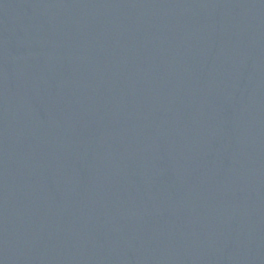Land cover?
Instances as JSON below:
<instances>
[{
  "label": "water",
  "instance_id": "95a60500",
  "mask_svg": "<svg viewBox=\"0 0 264 264\" xmlns=\"http://www.w3.org/2000/svg\"><path fill=\"white\" fill-rule=\"evenodd\" d=\"M0 264H264V0H0Z\"/></svg>",
  "mask_w": 264,
  "mask_h": 264
}]
</instances>
